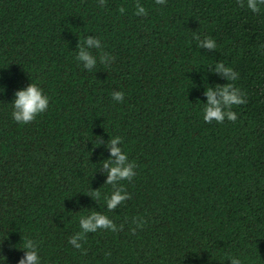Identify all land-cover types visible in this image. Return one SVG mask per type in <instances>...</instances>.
<instances>
[{
  "label": "trees",
  "instance_id": "obj_1",
  "mask_svg": "<svg viewBox=\"0 0 264 264\" xmlns=\"http://www.w3.org/2000/svg\"><path fill=\"white\" fill-rule=\"evenodd\" d=\"M135 3L0 0V264H18L24 238L41 264H264V6L140 0L148 15L138 17ZM87 35L116 57L111 66L98 59L89 72L76 61ZM217 61L246 92L236 122L203 120L205 89L227 83L208 71ZM31 82L49 107L23 125L11 103ZM114 136L137 175L121 181L131 199L108 211L110 153L98 141ZM91 211L124 229L87 234L82 255L68 238ZM136 216L147 224L133 234Z\"/></svg>",
  "mask_w": 264,
  "mask_h": 264
},
{
  "label": "clouds",
  "instance_id": "obj_2",
  "mask_svg": "<svg viewBox=\"0 0 264 264\" xmlns=\"http://www.w3.org/2000/svg\"><path fill=\"white\" fill-rule=\"evenodd\" d=\"M98 3L103 7L106 0H98ZM157 5L166 4V0H155ZM241 8L247 7L253 13H259L261 6H264V0H237ZM134 15L141 17L147 16V9L136 0L134 5ZM125 8L120 7L119 12L125 13ZM194 39L198 42L199 48L209 51H215L217 44L215 39L210 36L201 38L194 33ZM264 48V45H261ZM78 50L75 59L83 65V68L91 72L99 59V63L106 67L111 66L116 57L111 53L104 51V45L101 40L93 35H87L83 40H79L76 46ZM93 49L98 50L97 55L93 54ZM211 73L218 75L226 80L225 84H216L208 86L204 91V96L207 102L203 103V120L211 124L213 121L218 124L224 123L225 119L231 122H236L238 119L237 113L233 111L234 106L246 105V92L236 85L239 79V73L232 67L226 66L224 62L217 61L209 67ZM15 99L12 105V118L19 124L27 125L36 120L37 116L47 111L49 107V97L44 94L43 89L38 84L31 82L26 88L17 90L14 93ZM112 99L117 102H123L125 93L123 91H113ZM99 144L104 145L110 153V158L102 161L101 172L106 175L107 179L104 184L112 186L110 194L103 197L108 211H114L125 201L131 199V195L126 191L125 186L121 181H132L137 175L136 162L130 161L128 155L122 150L120 145L123 140L120 136L110 138L106 143L102 138H99ZM99 190L92 191L91 196L94 201L101 199ZM147 220L144 216H136L132 218L130 231L135 234L137 230H143ZM79 231L75 232L68 238V243L74 248L81 251L82 255H87V251L83 248L82 241H86L87 234L96 233L98 230H106L118 232L124 229V225H117L106 214L99 211H91L87 215H81L79 218ZM3 241H0L2 245ZM24 255L19 259L18 264H41L38 254V243L31 238H24L22 249ZM2 253V248H0ZM110 256L111 253H106ZM0 257H4L0 255ZM6 260V257H4ZM230 264H242L237 257L230 259Z\"/></svg>",
  "mask_w": 264,
  "mask_h": 264
}]
</instances>
